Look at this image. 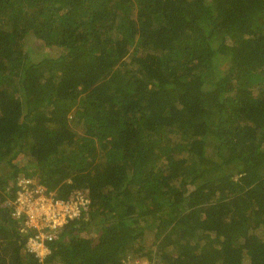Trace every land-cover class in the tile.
Here are the masks:
<instances>
[{
	"label": "trees",
	"instance_id": "16d2710c",
	"mask_svg": "<svg viewBox=\"0 0 264 264\" xmlns=\"http://www.w3.org/2000/svg\"><path fill=\"white\" fill-rule=\"evenodd\" d=\"M24 186L92 200L43 260ZM147 231L156 264H264V0H0V264H126Z\"/></svg>",
	"mask_w": 264,
	"mask_h": 264
},
{
	"label": "built area",
	"instance_id": "2783aa9c",
	"mask_svg": "<svg viewBox=\"0 0 264 264\" xmlns=\"http://www.w3.org/2000/svg\"><path fill=\"white\" fill-rule=\"evenodd\" d=\"M25 180L20 184H25ZM17 216L25 214L23 230L33 231L27 242V249L43 260L51 253L49 243L60 238L62 229L66 224L80 218L92 206V200L87 188L76 190L69 200H56L42 192V187L30 189L24 186L19 192ZM126 264H156L148 260L142 261L135 256L128 257Z\"/></svg>",
	"mask_w": 264,
	"mask_h": 264
},
{
	"label": "rangeland",
	"instance_id": "374dc122",
	"mask_svg": "<svg viewBox=\"0 0 264 264\" xmlns=\"http://www.w3.org/2000/svg\"><path fill=\"white\" fill-rule=\"evenodd\" d=\"M37 42L41 43L40 41L37 40ZM37 44V50L40 51H44L45 55H49V53H51L53 51L52 47H43L40 44ZM77 132L81 133L83 129H81V126H77L76 127ZM17 162H19L21 165H25L27 162H29V160L27 159V157H25V155H20L17 159ZM96 230L97 227H92L90 228V230L85 231L84 234L87 236H94L96 234ZM145 240L141 243L143 245H148V249L142 250V251H135L134 254H132V256H135L136 258L141 259L142 261L148 260V255L150 254V252L153 253L154 250H152V240H153V234L150 231L146 232L145 235ZM150 251V252H148ZM141 252V253H140ZM147 254V255H146ZM154 260L157 262V260L154 258ZM158 264H162L161 262H158Z\"/></svg>",
	"mask_w": 264,
	"mask_h": 264
},
{
	"label": "clouds",
	"instance_id": "9594fccd",
	"mask_svg": "<svg viewBox=\"0 0 264 264\" xmlns=\"http://www.w3.org/2000/svg\"><path fill=\"white\" fill-rule=\"evenodd\" d=\"M86 215V214H85Z\"/></svg>",
	"mask_w": 264,
	"mask_h": 264
}]
</instances>
